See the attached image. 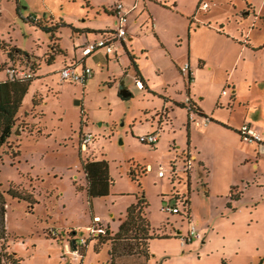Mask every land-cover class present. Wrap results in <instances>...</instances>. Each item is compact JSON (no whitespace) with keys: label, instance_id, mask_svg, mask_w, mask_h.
Listing matches in <instances>:
<instances>
[{"label":"rangeland","instance_id":"obj_1","mask_svg":"<svg viewBox=\"0 0 264 264\" xmlns=\"http://www.w3.org/2000/svg\"><path fill=\"white\" fill-rule=\"evenodd\" d=\"M116 2L127 9L135 5L125 23L127 46L149 88L137 83L135 65L120 45L118 59L110 54L109 63L103 49L86 58L94 73L86 81H62V56L52 66L45 63L55 51L51 47H59V37L42 26L58 31L63 48L71 53L78 38L73 27L117 28L105 10ZM203 2L210 7L203 9ZM0 4V39L33 54L38 65L51 71L31 83L21 108L26 113L18 118L12 138L0 146V189L7 200V236L0 239V252L21 259L20 264H110L111 243L90 239V230L109 226L115 232L127 208L144 195L154 234L172 235L150 241V264L163 259L164 264H258L264 252V193L254 179L262 181L263 175H255L252 162L244 161V152L253 155L252 147L235 129L249 124L264 137V0H0ZM17 8L22 16L16 14ZM195 53L206 61L202 68ZM19 61L25 62L17 56L12 63ZM189 62L196 76L192 95L214 119L203 123L195 115L191 146L210 167L215 197L210 199L203 188L193 185L192 219L210 238L206 244L194 240L196 246L186 247L181 258L175 230L185 234L189 220L164 211L162 194L176 187L188 191L182 166L190 159L180 153L189 144L188 112L177 107L169 116L170 105L165 106L159 93L172 96L182 90L186 95L187 76L181 70ZM0 66L8 68L6 63ZM4 75L5 71L0 73ZM120 84L132 97L119 96ZM163 114L170 121L158 129ZM84 132L94 137L89 150L79 147ZM152 132L159 137L155 147L139 139ZM18 149L19 154L12 155ZM102 158L110 164V194L90 201L82 161ZM193 166L191 173L195 167L198 173V164ZM160 167L164 177L158 175ZM133 174L141 185L131 179ZM235 183L243 193L232 209L225 199ZM11 186L30 193L32 201L11 196ZM206 223L209 227L202 228ZM73 230L87 239L85 251L76 257L64 245L73 238ZM148 263L143 255L123 249L114 257V264Z\"/></svg>","mask_w":264,"mask_h":264},{"label":"trees","instance_id":"obj_2","mask_svg":"<svg viewBox=\"0 0 264 264\" xmlns=\"http://www.w3.org/2000/svg\"><path fill=\"white\" fill-rule=\"evenodd\" d=\"M115 3L112 6H108L105 8L106 12L116 17V7ZM42 26V25H41ZM48 33L52 34L54 37V28H45L42 26ZM0 48H3L7 55L11 59H16L17 56L20 57L25 62L19 61L16 63L17 65L23 66L25 68H30L34 71V76L30 79H23V78H7L6 80L0 81V146L7 143L10 138H12L15 127L18 122L19 114L21 112V108L23 105V100L28 93L31 83L38 78L37 71L39 69V65L36 63L34 59H32L31 55L19 49L16 46H6V44L0 41ZM51 54H49L48 59L46 60L47 64H52L54 60V53L59 52V48H55ZM133 58V57H132ZM131 58V59H132ZM132 62L135 65L137 70V79L136 81L141 82L142 88H147V84L143 78L140 77V73L138 68L132 59ZM13 64V63H12ZM81 64V63H80ZM82 66L84 64H81ZM3 69L0 66V70ZM191 78V77H190ZM192 79V78H191ZM120 96V95H119ZM121 97V96H120ZM132 97V95L130 96ZM128 97V98H130ZM127 98V99H128ZM34 106L37 105V100L33 98ZM179 106L185 107L183 103H180ZM26 112H24L25 114ZM195 114L207 117L203 110L199 107H195ZM190 120V118H189ZM210 120H212L210 118ZM240 135L241 132L239 131ZM80 140V138H79ZM155 147V144H150ZM20 149L13 152L12 155L19 154ZM82 167L85 173L86 178V191L88 199L91 201L93 198H103L107 197L110 194V189L113 183V179L110 175V164L107 159H86L82 161ZM173 167V163H172ZM195 171H197L195 167ZM198 176H197V184L199 185H206L205 184V177H206V170L205 168H201V164H198ZM132 180L138 181V184L141 185L139 181V177L135 174L131 175ZM235 187H232L230 190V199L233 201H237L241 199L242 192H236ZM8 193L16 198L31 200L32 195L30 193L24 192L20 188H13L12 186L8 190ZM168 196H172L174 200L179 201L181 204L182 212L172 213L171 214H178L181 216L189 217V201L188 196L185 194H179V192H175L173 190ZM166 196V195H164ZM30 201V202H31ZM173 201V200H172ZM149 203L144 195L137 197L136 202L131 204L127 210L125 215L120 218V223L115 232L110 230V227H106L104 233H99L96 236H91L90 239L98 240L99 243L103 244L106 242L111 243V248L109 253L111 255L110 264H114V257L120 250H124L128 253H137L143 255L145 258H151V250H150V241L155 238H167L170 235L162 234L156 236L154 234L155 229L152 228L151 223L147 217V207ZM231 206V203L228 204ZM6 211H7V200L6 197L0 189V239H6L7 236V229L5 224L6 219ZM165 211V210H164ZM160 231V230H158ZM73 237L77 235L76 231H72L71 234ZM95 250H99L98 245L95 247ZM5 258V260H3ZM3 261H7L4 262ZM21 259L15 258L14 255L5 256L0 252V264H20Z\"/></svg>","mask_w":264,"mask_h":264},{"label":"crops","instance_id":"obj_3","mask_svg":"<svg viewBox=\"0 0 264 264\" xmlns=\"http://www.w3.org/2000/svg\"><path fill=\"white\" fill-rule=\"evenodd\" d=\"M116 3H119V2H116ZM214 3V5L216 4L215 2H213ZM1 5V4H0ZM20 8H17L16 9V14L18 15V16H22V14L20 13V10H19ZM1 10V9H0ZM0 14H1V11H0ZM113 17H114V25H116V19H115V16L114 15H112ZM31 19V18H30ZM33 19V18H32ZM31 19V20H32ZM127 27H128V24H127ZM198 27H201L200 25H198ZM115 27H113V26H101V27H98V26H96V27H94V26H86V27H73V29H74V34L75 35H77V41L76 40H74L73 41V51L70 53L67 49H64L63 48V46H62V39H61V37L59 36V34H58V31H55V34L56 35H58V37H59V40H58V48L60 49V51L59 52H56V53H54V60H53V63L52 64H47L45 61V63H46V65L47 66H52V65H54V64H56V62H57V59H58V57L59 56H62V59H61V61H62V65H61V68L62 67H64V66H67V65H72V64H74V65H77L78 66V68H82V65L81 64H84V65H86L87 66V64H86V58L88 57V56H90V55H93V54H95L97 51H95V52H93V53H91V54H89V55H87V56H84L83 55V53H82V46H84L87 42H91V41H94V40H96L100 35H102L104 32H106V31H109V30H113ZM128 35V34H127ZM127 37H126V39H125V41L122 43V44H120V46L123 48V50L124 51H126L127 53H128V55H129V59H130V61H131V64H134L133 62H132V56H131V54H130V52L128 51L129 50V48H128V46H127ZM0 41H2V42H4L5 44H6V46H16V47H18L17 45H15V44H13L12 42H10V43H6L4 40H1L0 39ZM19 48V47H18ZM53 48L55 49V47H51V49L50 50H53ZM20 49V48H19ZM22 50V49H21ZM27 52V51H26ZM190 52H191V46H190ZM106 53V52H105ZM30 54V53H29ZM32 57V59H34L36 56H34L33 54H30ZM106 55V61L109 63V55L110 54H105ZM114 55L116 56V59H118V51H117V53L115 54L114 53ZM195 58H197V60H198V68L200 67V68H202L204 65H205V60H203V59H201V54L200 53H195ZM132 58V59H131ZM189 58H191V55L189 56ZM16 60V59H15ZM14 59H11L6 53H5V51H4V49L3 48H0V63H6V65L7 66H9V65H11L12 64V62H14L15 61ZM135 62V61H134ZM81 63V64H80ZM189 64V67H190V69H187L186 71H184L183 69L181 70V72H182V74L183 75H185V77L187 76V82H186V84H185V89H186V95L183 97V95H182V90H179V92L178 93H175L176 95H163V94H160L159 93V96H161L162 98H164V100H165V106H167L166 104L168 103L170 106H169V116H170V114L174 111V108H177V107H180V108H184V109H186L187 110V112H188V121H187V127H188V131H189V136H190V138H189V144L187 145V147L185 148V149H183L182 151H180V153L181 152H186V154L188 155V157H189V159H190V162H192V165H194L195 163L196 164H201V168H205V170H206V177H205V184L206 185H199L198 184V186H200L201 187V189L203 188L204 189V191L209 195V198L210 199H212L213 197H215L214 195L215 194H213L212 193V188H211V184H210V173H211V170H210V167H209V165L207 164V162L205 161V160H203V159H201L200 157H198V155L199 154H196L193 150H192V146H191V119L189 120V111H188V109H187V107H186V99L187 98H190V100H191V104L193 105V107H194V109H195V107L196 106H199L202 110H203V108L201 107V105L199 104V102H197L196 101V98H194L193 97V95H192V89H193V85H194V80H195V78H196V76H195V73H194V71H192L191 70V64H190V62L188 63ZM60 68V69H61ZM138 68V67H137ZM3 71H5V75L4 76H2V77H0V81H3V80H6L7 78H8V74H7V69L5 68H3V69H1L0 70V73H2ZM60 71V70H59ZM138 71H139V73H140V77L141 78H143L144 79V77L142 76V74H141V72H140V70H139V68H138ZM51 71H46V70H44V67L42 66V64L41 63H39V69H38V71H37V75L39 76V77H46V76H48L49 75V73H50ZM94 74V73H93ZM137 76V75H136ZM192 79H191V78ZM145 80V79H144ZM146 82V81H145ZM141 83V82H140ZM147 84V83H146ZM31 86V85H30ZM147 86V88H149L148 87V85H146ZM126 87V86H125ZM127 88V87H126ZM128 89V88H127ZM235 91H236V89H235V87L233 88V90H232V92H233V95H232V99H233V101H235V99H236V95H235ZM158 94V93H157ZM178 94V95H177ZM180 103H183L184 105H185V107H181V106H179V104ZM203 112L206 114V112L203 110ZM21 115H24V113H21L20 112V114H19V117L21 116ZM195 115H197V114H195ZM197 116H199V115H197ZM200 117V119H201V121H203V123H205V121H204V118L205 117H202V116H199ZM212 120H214V119H212ZM212 120H208V122H210V121H212ZM168 121H170V119H167L166 120V122H168ZM193 121V120H192ZM207 123V122H206ZM152 124H154V123H152ZM157 125V124H156ZM205 125H207V124H205ZM164 125H157V127H158V129H162V127H163ZM236 130V132L240 135V133H239V131H240V129H235ZM258 131V130H257ZM260 132V131H259ZM152 133H156V132H152ZM158 141H159V137H158ZM157 141V142H158ZM156 142V143H157ZM241 142H243V141H241ZM247 142V141H246ZM249 144H247V143H244L245 145H250L251 147H252V154L253 155H248L246 152H244L245 154H244V161L245 162H252V167H253V169H254V173H255V175H257L258 176V174H262L263 176V180L262 181H259V180H257V179H254V184H256V186L257 187H259L260 189H262V192L264 193V158L262 157V156H264V153H261L260 151H259V149H258V146H257V144L256 143H250V142H248ZM177 155H179V153L177 154ZM187 157V158H188ZM261 165H262V168H260L261 167ZM192 167H194V166H192ZM174 168V167H173ZM194 170V169H193ZM197 171H195V173H196ZM192 173V176H189V180H190V184L188 185V191H184L181 187H176L174 190H177V191H179L180 192V194H185V195H187L188 196V201H189V208H188V212H189V216L191 217V218H193L192 217V210H193V204H192V193H193V190H192V187H193V185H196V187H198L197 186V179H196V177L199 175L198 173ZM166 175V174H165ZM164 175V176H165ZM164 176H160V177H164ZM249 186V185H248ZM232 187H235L236 189V192H242L243 193V191H242V189H240V185L239 184H237V183H235V184H230V187H229V190L227 191V192H229V194L228 195H226V199H225V202H226V205H227V207H229L228 206V204L229 203H231V206L230 207H232V209L234 208V209H236L237 208V206L235 205V202H238L239 200H237V201H233V200H231L230 199V190H231V188ZM202 189V190H203ZM167 194H169L168 192H165V193H163L162 195H163V204L164 203H166V202H170V199H172L170 196H168ZM164 195H166V196H164ZM217 196V195H216ZM263 196V195H262ZM242 197V196H241ZM172 201V200H171ZM171 204H174V203H172L171 202ZM97 216V215H96ZM95 216V217H96ZM97 217H99V216H97ZM193 220V219H192ZM209 227V224H205V225H203V227L202 228H208ZM118 228V227H117ZM117 228L114 230V231H116L117 230ZM204 230V229H203ZM174 231V230H173ZM167 233V232H166ZM182 233V231L181 230H175V236H177V238L180 240V237H179V235ZM171 234V233H170ZM169 235V234H168ZM170 236H172V235H170ZM207 237L208 238H210V236H209V234L207 233L206 235L205 234H203L202 233V236H201V238L200 239H194V240H202V243H204V244H206V239H207ZM193 240V241H194ZM193 241H190V242H188V244L186 245V246H181V243H180V246H181V248L183 249L181 252H180V254L178 255L179 257H181V258H183L184 257V255H185V252H186V250H185V248L186 247H188L190 244H191V246H196V243H194ZM82 251L84 252L85 251V245H84V247H83V249H82ZM258 258H259V261H258V264H264V252L262 253V254H260L259 256H258ZM168 259V258H167ZM167 260L166 259H163L160 263H157V264H164L165 262H166ZM223 263H225L224 262V260L222 261ZM244 263V261L242 262V264ZM148 264H150V260H149V263ZM244 264H247L246 262L244 263Z\"/></svg>","mask_w":264,"mask_h":264},{"label":"built area","instance_id":"obj_4","mask_svg":"<svg viewBox=\"0 0 264 264\" xmlns=\"http://www.w3.org/2000/svg\"><path fill=\"white\" fill-rule=\"evenodd\" d=\"M203 9H208L210 7V4L207 2H203L201 5ZM135 8V5H133L130 9L125 8L124 4L119 2L116 4L115 10H116V25L117 28H114L113 30H109L104 32L102 35H100L96 40L87 42L84 46H82V53L84 56H87L97 50L103 49L107 54H116L117 53V46L122 44L128 34V28L127 24H125L128 21V15ZM187 69H190L189 64L186 63L183 70L186 71ZM7 74L9 78H23V79H30L34 76V71H32L30 68H25L23 66L17 65V64H11L7 68ZM60 78L62 81H69V82H77V81H86V79L93 76V70L86 65H83L81 70L78 69L77 65H67L60 69L59 71ZM141 84L139 81L137 82ZM142 86V85H141ZM226 92V91H225ZM186 107L189 111V117L191 120H194L195 117V109L193 105L191 104L190 98L186 99ZM210 120L209 117H205L204 121L205 123ZM203 122V121H202ZM241 136L245 139V141L250 143H256L258 146V149L261 153H264V137L263 135L254 129L249 124H244L241 129ZM140 141L147 143V144H155L158 141V135L157 133H149L146 135L141 136ZM94 143V137L91 132H84L82 135H80L79 140V147L81 150H89L90 146ZM192 162L188 160L185 164L182 170H185V173L187 175L186 182L188 184L189 179V171L191 172ZM174 167V165H173ZM171 168V170L176 173L177 170L174 168ZM159 176H164L165 171L162 167H160V170L158 171ZM177 190H175L176 192ZM179 192V191H177ZM180 194V192H179ZM181 195V194H180ZM172 199H170V202H166L162 205V209L168 212L172 213H178L182 212V209L179 205V201L174 200L172 196H170ZM173 200V201H171ZM174 203V204H171ZM189 220V227L187 229V232L185 234H180V243L181 246H186L188 242L193 241L194 239H200L202 236V233L198 229L197 225L193 222L192 218L189 216L187 217ZM95 219H99V217H95ZM100 222V220H99ZM106 229V228H105ZM105 229L102 227H99L98 231L95 233L93 232L92 228L90 230V235L92 236L97 235L99 233H104ZM87 243V239L81 235H76L73 237L70 241H67L65 243V249L66 252H72L75 257L79 254H81V250L83 249L84 245Z\"/></svg>","mask_w":264,"mask_h":264},{"label":"flooded vegetation","instance_id":"obj_5","mask_svg":"<svg viewBox=\"0 0 264 264\" xmlns=\"http://www.w3.org/2000/svg\"><path fill=\"white\" fill-rule=\"evenodd\" d=\"M120 86L122 87V88H126L124 85H122V84H120ZM166 113V112H165ZM166 116H167V114H163L162 115V117H159V121H157V124L158 125H163V123L164 122H166V120H167V118H166ZM186 162H184V164H185ZM182 167H184V165L182 166ZM182 172H184L185 173V170L183 169L182 170ZM189 176H192V173L189 171ZM190 184V180L188 179V185Z\"/></svg>","mask_w":264,"mask_h":264},{"label":"water","instance_id":"obj_6","mask_svg":"<svg viewBox=\"0 0 264 264\" xmlns=\"http://www.w3.org/2000/svg\"><path fill=\"white\" fill-rule=\"evenodd\" d=\"M120 91H119V95L122 97V98H128L132 95V93L129 91V89L127 88H122L120 86Z\"/></svg>","mask_w":264,"mask_h":264}]
</instances>
